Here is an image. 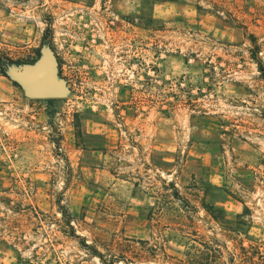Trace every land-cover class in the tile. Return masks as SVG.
<instances>
[{
  "label": "rangeland",
  "instance_id": "obj_1",
  "mask_svg": "<svg viewBox=\"0 0 264 264\" xmlns=\"http://www.w3.org/2000/svg\"><path fill=\"white\" fill-rule=\"evenodd\" d=\"M209 1L0 0V264H264V0Z\"/></svg>",
  "mask_w": 264,
  "mask_h": 264
},
{
  "label": "water",
  "instance_id": "obj_2",
  "mask_svg": "<svg viewBox=\"0 0 264 264\" xmlns=\"http://www.w3.org/2000/svg\"><path fill=\"white\" fill-rule=\"evenodd\" d=\"M14 74L31 98L59 99L69 92L66 83L56 76V64L51 53H47L37 65L25 67Z\"/></svg>",
  "mask_w": 264,
  "mask_h": 264
},
{
  "label": "trees",
  "instance_id": "obj_3",
  "mask_svg": "<svg viewBox=\"0 0 264 264\" xmlns=\"http://www.w3.org/2000/svg\"><path fill=\"white\" fill-rule=\"evenodd\" d=\"M206 1H209V0H206ZM210 2V1H209ZM226 15H228V16H230L231 14L230 13H226ZM1 60V59H0ZM3 75H5V72L4 71H0ZM226 230H228V231H230V229H226ZM231 231H233V232H235V234L237 235V237L238 236H240L242 233L240 232V230H231ZM242 246V245H241ZM241 250L242 251H244V253H247V250H245V248L244 247H241ZM247 256L248 255H244V257H246L247 258ZM206 262H208V261H195L193 264H208V263H206Z\"/></svg>",
  "mask_w": 264,
  "mask_h": 264
}]
</instances>
